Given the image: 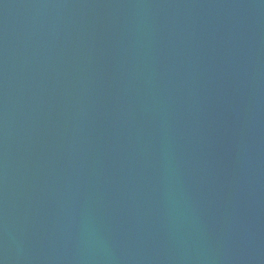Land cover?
I'll return each instance as SVG.
<instances>
[{"label": "water", "instance_id": "95a60500", "mask_svg": "<svg viewBox=\"0 0 264 264\" xmlns=\"http://www.w3.org/2000/svg\"><path fill=\"white\" fill-rule=\"evenodd\" d=\"M0 264H264V0H0Z\"/></svg>", "mask_w": 264, "mask_h": 264}]
</instances>
